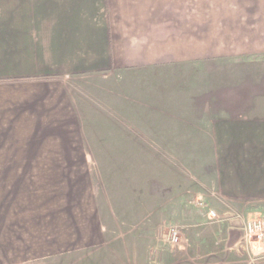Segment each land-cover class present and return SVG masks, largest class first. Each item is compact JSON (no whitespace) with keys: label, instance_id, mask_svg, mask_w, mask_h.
Here are the masks:
<instances>
[{"label":"crops","instance_id":"1","mask_svg":"<svg viewBox=\"0 0 264 264\" xmlns=\"http://www.w3.org/2000/svg\"><path fill=\"white\" fill-rule=\"evenodd\" d=\"M202 7L0 0V185L10 192L0 234L11 237L4 250L23 253L17 264H201L185 246L165 248L154 221L224 212L223 202L226 218H264V98L214 97L217 66H201L217 60L219 37L241 57L264 54L250 45L264 41V0L220 20L211 5L203 21ZM93 155L123 156L113 205L93 188ZM128 170L158 198L136 194ZM246 248L242 264H264L258 244Z\"/></svg>","mask_w":264,"mask_h":264},{"label":"rangeland","instance_id":"2","mask_svg":"<svg viewBox=\"0 0 264 264\" xmlns=\"http://www.w3.org/2000/svg\"><path fill=\"white\" fill-rule=\"evenodd\" d=\"M242 1L243 0H202L203 8V21L209 20L211 5L218 8V18L225 19L231 17H240L242 11ZM237 4L239 7L236 11H227V4ZM235 6V5H233ZM260 16L259 12L255 11L253 17ZM263 16V15H262ZM225 37L218 38V58L213 62H204L201 63L203 67L217 66V75L212 76V82H217L216 96L214 97L219 99H259L264 98V54H257L255 52L247 53V56L241 57L238 54L236 49L232 48V44H238L237 42H228ZM240 48H241V43ZM250 45H263L262 43H250ZM229 50V52L227 51ZM234 50V52L232 51ZM245 55V54H244ZM213 77H216L213 78ZM208 81V78L204 79L203 82ZM209 83V81L207 82ZM224 109V108H223ZM227 110L235 111L240 108H228ZM123 156L115 155H93L91 156V163L93 162V170H91V179L93 182V188H96L99 184L104 186L103 194L108 197H112L111 204L113 205L114 201V192L116 186L120 183L119 172L115 170L116 167H119L120 159ZM129 156H126V158ZM207 157V156H202ZM131 173L132 179L131 186L136 191V194H141V196H146L147 193L155 194L156 196L157 188L156 186L147 185L145 177H143L140 170L133 171L128 170ZM33 173V172H32ZM29 178L33 179V182H36L35 176ZM35 180V181H34ZM31 181V180H30ZM2 181H0V184ZM156 183V181H155ZM147 185V187H146ZM7 186V185H6ZM3 185H0V205L2 194H10L8 190L5 189ZM162 198L163 196L160 195ZM144 202V201H143ZM143 202L141 204H143ZM140 204V203H138ZM223 207L221 210L229 211L232 208L230 203L223 202ZM8 206V204H6ZM140 206V205H137ZM203 212L207 211L206 216L203 215L200 218H187L181 215L177 218H168L155 220L154 222H162V225L159 226L163 229L170 230L175 228L179 231L180 244L174 246L171 244H166L168 250L175 251L177 248L185 246L186 249L192 251L193 255H196L198 263L201 264H242L241 260L247 258L249 251L246 248V240L242 238L241 233V224L244 220L242 214L235 216V218H226L229 215H224L225 212H220V210H214L209 208L208 205L203 207ZM31 210L24 209V211ZM212 210L214 216H209L208 211ZM2 207H0V230L2 226ZM195 211V208L188 209V214H192ZM204 212V213H205ZM241 212H236V214ZM191 228H195V231H192ZM186 229V230H185ZM186 231L185 234H181V231ZM32 239L34 236H30ZM26 236H20L19 239L22 241L21 248L26 249L27 245L23 242L22 239H25ZM128 241L129 236L125 237ZM156 239V238H155ZM11 241L9 235L0 234V264H17V260L23 253H16L13 250H4L2 247L6 243ZM17 239L14 240V242ZM126 241V240H125ZM156 241V240H155ZM168 243V242H167ZM8 246V245H7ZM16 250V249H14ZM27 254H30L26 252ZM263 254V253H261ZM170 264H176V259L170 258ZM16 262V263H15Z\"/></svg>","mask_w":264,"mask_h":264},{"label":"built area","instance_id":"3","mask_svg":"<svg viewBox=\"0 0 264 264\" xmlns=\"http://www.w3.org/2000/svg\"><path fill=\"white\" fill-rule=\"evenodd\" d=\"M209 216H214L212 210L208 211ZM242 238L246 244H258L264 251V218L258 216H250L245 218L241 224ZM166 242L171 245L178 246L180 244L179 231L172 228L164 235Z\"/></svg>","mask_w":264,"mask_h":264}]
</instances>
